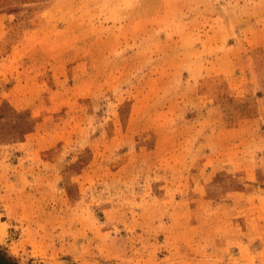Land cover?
I'll return each instance as SVG.
<instances>
[{"label": "rangeland", "instance_id": "374dc122", "mask_svg": "<svg viewBox=\"0 0 264 264\" xmlns=\"http://www.w3.org/2000/svg\"><path fill=\"white\" fill-rule=\"evenodd\" d=\"M0 246L264 264V0H0Z\"/></svg>", "mask_w": 264, "mask_h": 264}, {"label": "trees", "instance_id": "16d2710c", "mask_svg": "<svg viewBox=\"0 0 264 264\" xmlns=\"http://www.w3.org/2000/svg\"><path fill=\"white\" fill-rule=\"evenodd\" d=\"M0 264H19V262L0 246Z\"/></svg>", "mask_w": 264, "mask_h": 264}, {"label": "crops", "instance_id": "0c3cea01", "mask_svg": "<svg viewBox=\"0 0 264 264\" xmlns=\"http://www.w3.org/2000/svg\"><path fill=\"white\" fill-rule=\"evenodd\" d=\"M4 58H5V57H4ZM4 58H3V56H2V59H4ZM2 59H1V60H2ZM5 65H6V66H5ZM5 65H3V67H4V66H5V67L12 66V62H10L9 64H5Z\"/></svg>", "mask_w": 264, "mask_h": 264}]
</instances>
